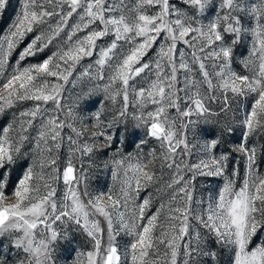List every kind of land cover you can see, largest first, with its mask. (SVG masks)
I'll return each mask as SVG.
<instances>
[{"label":"snow or ice","instance_id":"6c2138e0","mask_svg":"<svg viewBox=\"0 0 264 264\" xmlns=\"http://www.w3.org/2000/svg\"><path fill=\"white\" fill-rule=\"evenodd\" d=\"M9 8L0 237L12 264H57L78 234L91 248L74 264H201L213 248L222 264H264V170L249 143L264 133V0H0V18ZM101 165L114 184L90 191Z\"/></svg>","mask_w":264,"mask_h":264},{"label":"rangeland","instance_id":"374dc122","mask_svg":"<svg viewBox=\"0 0 264 264\" xmlns=\"http://www.w3.org/2000/svg\"><path fill=\"white\" fill-rule=\"evenodd\" d=\"M15 0H13V3ZM11 15V8H9L4 14L3 17L0 18V29H4L7 26V22L9 19V16ZM30 38V37H29ZM27 43V40L25 41ZM24 45L22 44L20 48L17 49L16 53H13L12 60L14 61L18 51L23 47ZM248 55L247 51V42L245 43V46L240 47L238 46L235 51H234V68L236 69L237 72H244V69L242 67V64L240 63L242 60H244ZM39 59H42L41 56H38L36 58V61ZM33 61V62H36ZM105 108L108 109L110 108V105L105 104ZM10 120V115H5V116H0V126L5 125L7 121ZM230 122V121H229ZM88 127L91 130L92 128V123L91 121H88ZM235 127V126H234ZM129 131H136L135 129L129 128ZM145 130L143 128H140L138 130V135L139 139H145L144 136ZM241 133L237 129L235 131L234 135H229L227 132L223 134V140L226 142L224 145V148L227 149L229 146L235 144L238 142L239 137ZM139 140H137V143ZM249 143L250 144H255L257 148V163L260 165L261 169L264 170V133H257L255 138H249ZM148 147H156V144L153 141H148ZM123 151L125 153L128 152H133L135 153V144L131 143L130 139H126L124 145L122 146ZM145 151H148V148L144 149ZM64 149L61 150V155H64ZM108 157L107 156H102L100 157L101 161L106 160ZM239 159L240 164V171L241 173L243 172L244 169V161L242 157H237ZM85 165H87V161H84ZM229 169L233 167V161L230 159L229 164H228ZM15 171V170H14ZM91 172V179H90V184L89 188L90 191L94 190H107L109 186H113L114 182L110 173V170L108 169H103L102 165L100 168H97L95 171L90 170ZM218 181L213 179L209 181L201 180L198 184V190L201 192V194L206 195V192H204V189L208 188L209 184L215 185ZM153 195H155V192L153 191ZM143 196V193H142ZM155 211V208L153 209ZM102 227H103V222H102ZM0 240H3V253L0 254V260L5 261L6 264H12L11 258H10V249L11 245L9 241L6 238L0 237ZM126 241L118 239L117 243L118 244H124ZM72 247L76 251H72L71 253L67 252L65 250V245L64 242H59L58 247H57V252H56V259H57V264H74V260L77 254V251L80 252H86L90 250L91 245L88 239L83 236L82 234H78L77 238L74 240ZM208 249H205L207 251ZM212 251L216 252L215 257L211 256H202L200 257L201 264H222V257L221 253L218 249L213 248L211 249ZM14 251V250H13Z\"/></svg>","mask_w":264,"mask_h":264},{"label":"trees","instance_id":"16d2710c","mask_svg":"<svg viewBox=\"0 0 264 264\" xmlns=\"http://www.w3.org/2000/svg\"><path fill=\"white\" fill-rule=\"evenodd\" d=\"M150 141H152V140H150Z\"/></svg>","mask_w":264,"mask_h":264}]
</instances>
